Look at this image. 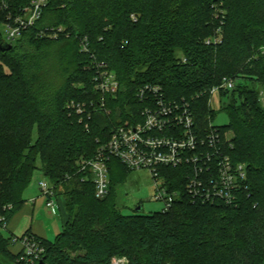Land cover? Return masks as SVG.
<instances>
[{
    "label": "trees",
    "instance_id": "1",
    "mask_svg": "<svg viewBox=\"0 0 264 264\" xmlns=\"http://www.w3.org/2000/svg\"><path fill=\"white\" fill-rule=\"evenodd\" d=\"M30 1L0 0V27ZM216 1L48 0L41 20L14 43L0 29V45H12L0 49V209L13 205L10 220L26 203L38 160L66 196L69 218L53 242L42 240L44 264H113L115 256L125 264H264V0H224L220 20L212 8ZM221 23L222 42L206 46ZM58 27L64 34L56 39L40 34ZM82 37L120 84L117 98L107 99L112 114H95L88 129L66 109L71 100L97 98ZM53 53L57 67L48 60ZM224 78L236 81L233 90L220 92L229 117L221 129L232 132L226 148L248 166L239 207L193 204L182 194L167 212L124 216L115 196L109 198L129 172L117 160L111 162L109 195L96 199L78 161L93 157L96 141L106 142L112 128L129 119L140 87L160 84L169 99L191 100ZM193 110L203 127L214 118L207 95L193 102ZM112 226L140 234L144 255L116 240ZM11 241L0 229V256L24 264Z\"/></svg>",
    "mask_w": 264,
    "mask_h": 264
},
{
    "label": "built area",
    "instance_id": "2",
    "mask_svg": "<svg viewBox=\"0 0 264 264\" xmlns=\"http://www.w3.org/2000/svg\"><path fill=\"white\" fill-rule=\"evenodd\" d=\"M224 0L212 4L215 18L223 17ZM48 0H31L17 14L9 13L3 38L14 43L23 32L34 27L42 18ZM132 19L136 20L135 16ZM222 23L215 34L205 40L206 46H216L222 42ZM51 39L64 34V29L51 28L40 33ZM80 51L90 55L93 76V91L97 98L87 101L71 100L66 104L69 116L89 128V121L95 114L110 116L112 109L107 99H116L120 84L115 72L106 63L95 59L90 51L88 37L80 39ZM186 62V59H183ZM236 81L224 78L221 84L191 100L169 99L160 84H146L136 93L137 104L129 110V119L120 121L111 130L106 142L97 140L98 147L93 157H82L78 161L82 181H92L95 197L107 198L110 193L111 162L119 161L130 171L146 170L155 184L154 200L163 205L162 212L173 208L175 203L186 195L193 204L223 205L237 208L242 195L247 192V164L235 162L226 148V132L210 122L203 127L196 119L193 102L205 95L210 97L209 105L222 90H233ZM42 195L46 198V208L50 212L59 209L55 186L50 182H39ZM13 205L0 209V229L8 227V214ZM12 245L21 247L19 262L39 264L44 258L42 240L34 234L11 237ZM125 258L114 259L113 264H125Z\"/></svg>",
    "mask_w": 264,
    "mask_h": 264
},
{
    "label": "rangeland",
    "instance_id": "3",
    "mask_svg": "<svg viewBox=\"0 0 264 264\" xmlns=\"http://www.w3.org/2000/svg\"><path fill=\"white\" fill-rule=\"evenodd\" d=\"M133 16V15H132ZM1 25V24H0ZM64 29L63 27H60ZM2 35H5V27H0ZM53 66H58L57 56L53 53L48 59ZM56 70V68H55ZM260 102L264 105V88L260 89ZM208 105L210 97L207 96ZM225 102L220 94H216L211 103V109L214 111V118L211 121L215 127H227L229 125V117L226 112L222 110V103ZM226 136L232 135L231 131L226 132ZM37 169L33 174L32 180L28 188L24 191L23 198L26 201V205L31 209H34L33 215L26 214L21 207L14 216H19V222L16 226V232L18 236L23 235L28 231L32 225L40 224L46 229L47 240L53 242L57 235H59L68 221L69 215L65 205V197L60 194V190L57 188L56 202L60 204V210L50 213V210L46 208V198L42 195L39 182L46 181L50 183L49 179L41 171V162L37 161ZM155 184L152 176L146 170L142 171H130L127 172L124 180L121 183H117L109 198L115 196L117 203V211H120L124 216L135 215L138 206H142L140 214H155L160 212L163 205L154 200ZM61 195V196H60ZM36 199L33 204L32 201ZM97 199V198H96ZM113 234L116 235V240L126 242V245L134 246L140 256L144 255L139 251L138 242L142 241V236L128 228H120L112 226ZM2 234L5 237H10V232L6 229H1ZM16 234V233H15ZM11 251H15L12 246ZM121 256H115L114 259H119ZM123 259V258H122Z\"/></svg>",
    "mask_w": 264,
    "mask_h": 264
},
{
    "label": "crops",
    "instance_id": "4",
    "mask_svg": "<svg viewBox=\"0 0 264 264\" xmlns=\"http://www.w3.org/2000/svg\"><path fill=\"white\" fill-rule=\"evenodd\" d=\"M61 196V195H60ZM33 202V204L36 202V199L34 200V201H32ZM24 207V208H23ZM23 211L26 213V214H31V215H33V212H34V209L32 208H30L29 206H27L26 204H24L23 205ZM58 210H60V204H59V209ZM50 213H52V212H50ZM15 215V214H14ZM12 216V218L9 220V223H8V227H7V230L10 232V237H12V236H14V237H22L23 235H25L27 232H31L32 234H34V235H36L38 238H40L41 240H46L47 241V235H46V229H45V227L44 226H40V224H34V225H32V227L28 230V231H26V233H24L23 235H21V236H18L17 235V232H16V226H17V224H18V222H19V216ZM16 233V234H15ZM49 241V240H48ZM12 246H14V248H15V251H13V252H15V253H18L20 250H21V247L19 246V244H17V245H12ZM11 246V247H12ZM10 247V248H11Z\"/></svg>",
    "mask_w": 264,
    "mask_h": 264
},
{
    "label": "water",
    "instance_id": "5",
    "mask_svg": "<svg viewBox=\"0 0 264 264\" xmlns=\"http://www.w3.org/2000/svg\"><path fill=\"white\" fill-rule=\"evenodd\" d=\"M11 48H12V45H4V46H1L0 45V49L2 51H5V50L11 49ZM141 211H142V206H138L137 212H141ZM0 264H11V263H9L3 257L0 256ZM39 264H44V260H42L41 262H39Z\"/></svg>",
    "mask_w": 264,
    "mask_h": 264
}]
</instances>
